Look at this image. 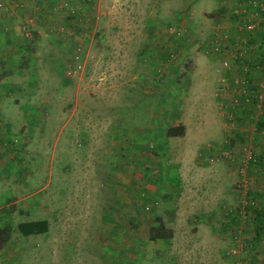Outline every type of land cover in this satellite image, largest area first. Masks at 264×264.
Returning a JSON list of instances; mask_svg holds the SVG:
<instances>
[{
  "label": "rangeland",
  "instance_id": "1",
  "mask_svg": "<svg viewBox=\"0 0 264 264\" xmlns=\"http://www.w3.org/2000/svg\"><path fill=\"white\" fill-rule=\"evenodd\" d=\"M47 2L26 35L0 0V264H264V55L244 104L211 46L243 0Z\"/></svg>",
  "mask_w": 264,
  "mask_h": 264
},
{
  "label": "built area",
  "instance_id": "2",
  "mask_svg": "<svg viewBox=\"0 0 264 264\" xmlns=\"http://www.w3.org/2000/svg\"><path fill=\"white\" fill-rule=\"evenodd\" d=\"M2 4L0 3V6ZM234 16V26L238 33L245 34V40L237 41V39H242V36H231L227 38L224 46L218 43V38L211 41V46L215 51H222V48H225V51H229V53H233L234 57L244 58L246 53L248 52V48L250 44L248 43V38L253 35L257 29L264 28V1L263 0H243V6L239 4V6L235 7L232 11ZM24 33L28 35V32L23 28ZM240 37V38H237ZM243 38V39H244ZM225 40V39H224ZM250 49V48H249ZM223 63L227 64V59H224ZM248 66L242 68L244 71L242 74L237 76L232 83L228 87L234 88V91H240L241 102L244 104H249L251 102V96L248 95L247 91L250 90V82L249 78L246 74L248 71ZM224 80V79H223ZM258 98H262L261 95ZM237 101L234 100L235 104ZM233 106V105H232ZM234 107V106H233ZM235 252V251H231Z\"/></svg>",
  "mask_w": 264,
  "mask_h": 264
},
{
  "label": "crops",
  "instance_id": "3",
  "mask_svg": "<svg viewBox=\"0 0 264 264\" xmlns=\"http://www.w3.org/2000/svg\"><path fill=\"white\" fill-rule=\"evenodd\" d=\"M16 1L17 0H3V3L5 4V10L6 11L5 10H2V11L4 13H7V15L2 13L3 14L2 16L4 18L2 21L3 25H5L7 28H9L12 31L14 30L13 29L14 24H16V27H17V25H20L21 29L24 28L25 30H28L26 28L27 26H30V27L33 26L34 28H37V24L39 22H38V20H35V18L38 16V14L42 13V11L39 10V8L43 4H47L48 0H27L31 4L28 9H25V8L16 9L17 6H20V4H17ZM68 4L71 7H75L77 5V2L68 1L66 3V5H68ZM6 6H7V8H6ZM50 23H52V22H50ZM42 28L43 27H41V28L39 27V30H42ZM263 34H264V30L260 28V29H257V31L253 35H251L250 38H248V40L253 41L255 45H259L260 49H262L261 55H260L261 58H263V55H264V45L262 44L264 39H261ZM237 38H240V37H237ZM242 40H245V38L239 39V40L237 39V41H240V42ZM249 48L247 49L248 50L247 55L250 56L249 58L245 56L244 58L240 59V58L234 57L232 55L233 57H231V62H233V64L237 63L236 66L239 68H240L239 65H243V64H245L244 68L246 67V65L249 66V67H247L248 71L246 72V74L248 77L253 78L254 76H251V75L253 73L255 75L256 71H253V73H251L252 70H250V69H253L254 67H256V63L254 62L255 57L252 55L253 51H254L253 48H255V46L251 44V49H249ZM227 52H229V51H226L225 53H227ZM256 60L261 61V59H256Z\"/></svg>",
  "mask_w": 264,
  "mask_h": 264
},
{
  "label": "trees",
  "instance_id": "4",
  "mask_svg": "<svg viewBox=\"0 0 264 264\" xmlns=\"http://www.w3.org/2000/svg\"><path fill=\"white\" fill-rule=\"evenodd\" d=\"M259 128L264 127L263 122L260 121L258 124ZM183 125H173L169 126L165 130V134L167 136H181L183 134ZM262 213L260 211L257 212L258 221H260L261 216L264 217V215H261ZM48 223L47 220L41 219V220H34V221H24L19 222L17 224V230L22 235H30V234H37V233H44L47 231ZM258 230H260V227H258ZM11 232V228L9 225H5L2 228H0V251L3 249L5 243L9 239V235ZM173 235V232L170 228H167L163 222L160 219L156 220V224L150 227L149 230V239L150 240H157V239H167L171 238Z\"/></svg>",
  "mask_w": 264,
  "mask_h": 264
}]
</instances>
